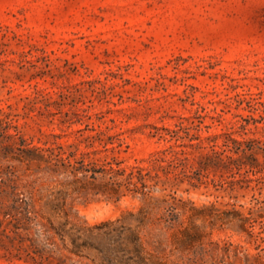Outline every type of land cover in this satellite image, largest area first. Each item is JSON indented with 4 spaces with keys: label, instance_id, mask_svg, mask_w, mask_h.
Listing matches in <instances>:
<instances>
[{
    "label": "rangeland",
    "instance_id": "1",
    "mask_svg": "<svg viewBox=\"0 0 264 264\" xmlns=\"http://www.w3.org/2000/svg\"><path fill=\"white\" fill-rule=\"evenodd\" d=\"M226 136L264 141V0H0V264H104L112 241L137 264L86 239L107 221L137 233L138 264H264V182L203 168ZM57 159L88 171L49 178ZM57 196L92 247L46 237Z\"/></svg>",
    "mask_w": 264,
    "mask_h": 264
},
{
    "label": "trees",
    "instance_id": "2",
    "mask_svg": "<svg viewBox=\"0 0 264 264\" xmlns=\"http://www.w3.org/2000/svg\"><path fill=\"white\" fill-rule=\"evenodd\" d=\"M257 151L264 152V141L258 140H243L238 141L230 138L229 136L225 137L223 143L219 146V149H211V152L204 157L203 168L206 167H214L218 169H222L228 172L226 180H223L224 184H227L229 187H233L235 185H239L243 187L244 185L247 187L250 183H254L255 185L262 184L264 182V162L259 163L255 158V153ZM69 168L72 172H78L81 170L88 171L82 160L75 161L74 164L69 160L65 161L63 159H57L54 163L46 166L43 170V173L47 177H53V174L58 172L59 167ZM113 171L112 168H110ZM103 172L102 169L93 170V175L90 177L94 178V173ZM137 182L140 184V187H137L136 182H133L132 176L133 172L130 171L127 178V184L133 187V190L136 193H140L142 195V174L141 170L136 171ZM199 174V172L195 173ZM29 204L25 203V205L21 208L20 218L17 219L18 222L28 223L37 218L38 212L33 211L29 208ZM44 207L49 211L48 216L41 215L43 219H45L46 223L42 225V229L46 234V237L50 239V233H55L59 237L64 234L72 235V244L74 249H80L85 247H92L88 241L84 240L81 244H76L78 240H80L81 236L79 233L82 232V229L77 228L75 225H72L68 230H66V226L70 224L69 215L70 208L66 209V204L64 197L61 198L57 196L53 199H47L44 202ZM174 208L171 205H168L164 208V213L160 216L159 220L163 221L164 227L158 230V236H163L164 232L172 227V223L175 219L173 214ZM142 212L140 211L139 214ZM249 214H251L249 212ZM132 217L131 214H129ZM142 217V216H141ZM58 218L57 226L53 224V219ZM138 225L137 227L142 226V218H137ZM118 222V221H117ZM114 222H103L97 226L92 228H88L83 231L86 239H96L100 237L109 238L108 241H112V236H115L117 240H123L124 247L119 248V251L126 254H134L138 258V263L141 261L139 254L142 250L141 244L138 243L140 238L137 233H133L129 228L125 227L123 224L119 227H112ZM96 230L97 233L93 234V231ZM71 231V233H70ZM117 241H112V243H108L107 246H104L102 250V263L104 264H113L114 258L112 257V252L115 248L111 245ZM161 244V242H158ZM33 245V244H32ZM129 245H131V250L128 249ZM49 253L53 250L49 248ZM42 250H34V254H41ZM133 257H128L126 260L119 261V264H128V261ZM49 257L46 259L48 260ZM137 263V264H138Z\"/></svg>",
    "mask_w": 264,
    "mask_h": 264
}]
</instances>
